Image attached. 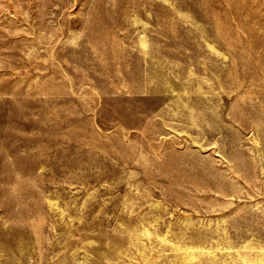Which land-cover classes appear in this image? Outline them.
Masks as SVG:
<instances>
[{
  "label": "rangeland",
  "instance_id": "374dc122",
  "mask_svg": "<svg viewBox=\"0 0 264 264\" xmlns=\"http://www.w3.org/2000/svg\"><path fill=\"white\" fill-rule=\"evenodd\" d=\"M0 264H264V0H0Z\"/></svg>",
  "mask_w": 264,
  "mask_h": 264
}]
</instances>
